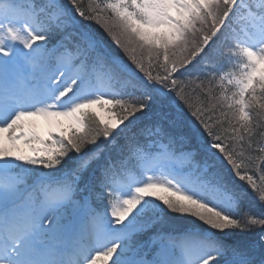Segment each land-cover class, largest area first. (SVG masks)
<instances>
[{
	"label": "snow or ice",
	"instance_id": "obj_1",
	"mask_svg": "<svg viewBox=\"0 0 264 264\" xmlns=\"http://www.w3.org/2000/svg\"><path fill=\"white\" fill-rule=\"evenodd\" d=\"M0 264H264V0H0Z\"/></svg>",
	"mask_w": 264,
	"mask_h": 264
}]
</instances>
